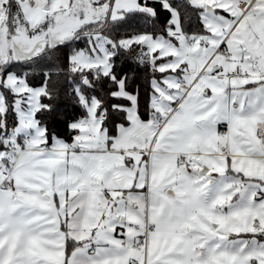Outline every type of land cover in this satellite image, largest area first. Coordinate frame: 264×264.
Here are the masks:
<instances>
[{
	"label": "snow or ice",
	"instance_id": "1",
	"mask_svg": "<svg viewBox=\"0 0 264 264\" xmlns=\"http://www.w3.org/2000/svg\"><path fill=\"white\" fill-rule=\"evenodd\" d=\"M0 264H264V0H0Z\"/></svg>",
	"mask_w": 264,
	"mask_h": 264
},
{
	"label": "trees",
	"instance_id": "2",
	"mask_svg": "<svg viewBox=\"0 0 264 264\" xmlns=\"http://www.w3.org/2000/svg\"><path fill=\"white\" fill-rule=\"evenodd\" d=\"M167 13H163V17H166ZM194 23V19L193 21H189V24H193ZM132 30L135 31H143L146 30L140 20V18H136L133 22H132ZM131 31V30H130ZM80 46H83L82 44ZM151 79V72L147 69H141V70H137V86L140 88L142 95L146 96L149 92V82ZM35 84L39 85L40 84V80L37 78L35 79ZM62 105L66 106V109L69 113H71L73 111L70 102L67 100L62 101ZM224 127L220 126V129L222 130ZM57 130L60 132V134L67 139L69 142L71 140V137L69 136L68 132L66 131V129L63 127V125H60Z\"/></svg>",
	"mask_w": 264,
	"mask_h": 264
},
{
	"label": "crops",
	"instance_id": "3",
	"mask_svg": "<svg viewBox=\"0 0 264 264\" xmlns=\"http://www.w3.org/2000/svg\"><path fill=\"white\" fill-rule=\"evenodd\" d=\"M223 127H224V128H223L222 130L220 129L221 131H225V130H226L225 126H223Z\"/></svg>",
	"mask_w": 264,
	"mask_h": 264
}]
</instances>
